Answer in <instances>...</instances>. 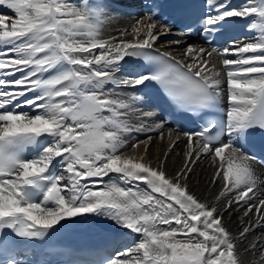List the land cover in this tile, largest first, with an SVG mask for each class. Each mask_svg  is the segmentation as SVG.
<instances>
[{
  "label": "snow or ice",
  "instance_id": "snow-or-ice-1",
  "mask_svg": "<svg viewBox=\"0 0 264 264\" xmlns=\"http://www.w3.org/2000/svg\"><path fill=\"white\" fill-rule=\"evenodd\" d=\"M111 6L0 0L13 13L0 14V264H264V233L241 249L264 229V193L257 195L264 159L254 150L264 145V0L181 3L173 17L151 0L130 33L104 38ZM233 20L256 34L225 37ZM196 30L210 51L185 43L178 58L170 49L180 40L160 43ZM153 86L175 112L200 121L183 133L186 163L174 175L166 162L153 167L123 154L127 116ZM204 155L223 208L189 186V165ZM234 208L242 212L235 235L223 219ZM88 216L135 239L111 256L60 249L61 260L33 258L34 249L21 246H43Z\"/></svg>",
  "mask_w": 264,
  "mask_h": 264
},
{
  "label": "bare ground",
  "instance_id": "bare-ground-1",
  "mask_svg": "<svg viewBox=\"0 0 264 264\" xmlns=\"http://www.w3.org/2000/svg\"><path fill=\"white\" fill-rule=\"evenodd\" d=\"M141 0H107V3L112 6L106 9V14L104 16V23L101 27V36L107 38L109 36H118L120 31L127 29L131 32L130 25L134 23L137 16H142L144 11H141L140 3ZM73 3L83 4L84 0H72ZM94 0H89V3H93ZM244 0H231V3L235 5H240ZM0 14H6L8 17H12L13 13L8 11L6 8H0ZM255 18V17H254ZM256 34L247 32L242 39L247 38L249 35ZM180 40L181 47H174L170 49L177 57L184 51V44L196 45L193 39L183 40L181 37L170 35L168 37L162 38L160 43L163 44L165 41L174 42ZM160 45H157L159 47ZM199 48V47H197ZM215 57V54H214ZM207 58V57H205ZM221 63L219 58H216V64L219 66ZM111 87V86H109ZM122 93L130 92V90L120 89L117 90ZM140 95V93H138ZM226 103V97L225 102ZM137 108V110H136ZM141 108V109H140ZM27 110V109H26ZM135 110L129 113L127 120L132 126V131L130 133H125L123 135V140L126 143V147L123 149V154L131 155L134 157H144L145 161L150 160L152 166L155 167L158 162H166L167 170L170 175H174L176 171L181 170L186 163L185 152L187 151V138L183 133L174 131L167 128L164 123H162L161 128H156L157 124L162 121L159 114H157L151 107L147 100L144 102L137 103L135 105ZM140 110V111H139ZM142 110V111H141ZM152 112L154 116L144 117L143 113ZM143 126V130L140 128ZM179 138V139H177ZM175 145L171 147V145ZM136 145V147H133ZM147 145V148H146ZM227 151V150H226ZM167 154V155H166ZM194 159V164L189 165V167L194 170L188 177V183L192 191L198 195L202 200L208 202H216L215 198L219 195L222 190L221 183H214L212 181L213 177V164L212 157L201 156L199 160ZM257 172L260 178V190L257 195L264 193V168L257 165ZM108 180H115L116 177H108ZM264 198V196H262ZM217 206L223 208V204L216 202ZM96 223H102L104 226H108L110 230H113L111 221L104 220L99 217L89 216ZM242 218V212L234 210L223 213V219L227 224L229 230L235 235L240 230V221ZM246 222V221H245ZM115 237V247L114 255L121 252L126 244L129 245L133 239H135L134 234L127 232L126 230L116 229ZM264 233V229H258L254 233L248 236L247 241L241 245V249L246 248L248 243L251 242L254 237L260 236Z\"/></svg>",
  "mask_w": 264,
  "mask_h": 264
},
{
  "label": "rangeland",
  "instance_id": "rangeland-1",
  "mask_svg": "<svg viewBox=\"0 0 264 264\" xmlns=\"http://www.w3.org/2000/svg\"><path fill=\"white\" fill-rule=\"evenodd\" d=\"M140 109H141V108H140ZM136 110H137V108H136ZM136 110H135V111H136ZM139 111H140V110H139ZM141 111H142V110H141ZM128 116H134V115H132V114L129 115V114H128ZM110 177H115V176H110Z\"/></svg>",
  "mask_w": 264,
  "mask_h": 264
}]
</instances>
